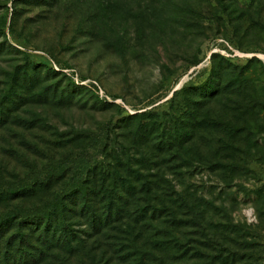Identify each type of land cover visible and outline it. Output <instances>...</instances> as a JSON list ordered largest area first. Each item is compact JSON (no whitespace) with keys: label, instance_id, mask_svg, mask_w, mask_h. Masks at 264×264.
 <instances>
[{"label":"rangeland","instance_id":"374dc122","mask_svg":"<svg viewBox=\"0 0 264 264\" xmlns=\"http://www.w3.org/2000/svg\"><path fill=\"white\" fill-rule=\"evenodd\" d=\"M264 0H0V264H264Z\"/></svg>","mask_w":264,"mask_h":264},{"label":"built area","instance_id":"2783aa9c","mask_svg":"<svg viewBox=\"0 0 264 264\" xmlns=\"http://www.w3.org/2000/svg\"><path fill=\"white\" fill-rule=\"evenodd\" d=\"M263 61H264V58H263Z\"/></svg>","mask_w":264,"mask_h":264}]
</instances>
